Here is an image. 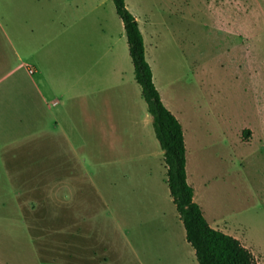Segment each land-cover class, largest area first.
I'll use <instances>...</instances> for the list:
<instances>
[{
  "label": "crops",
  "instance_id": "crops-1",
  "mask_svg": "<svg viewBox=\"0 0 264 264\" xmlns=\"http://www.w3.org/2000/svg\"><path fill=\"white\" fill-rule=\"evenodd\" d=\"M25 14V0H0L1 227L13 221L33 227L38 213L62 211L65 264H198L169 193L163 151L134 76L127 39L123 65L115 47L119 38L95 33L97 39L90 40L80 29L83 17L71 12L51 38L38 42L31 64L11 35L19 44L24 35L15 23ZM173 109L186 148V181L205 218L190 179L184 126ZM237 137L244 142L246 136ZM126 196L130 229L122 244ZM104 213L111 217L107 231ZM159 217L167 218L168 227Z\"/></svg>",
  "mask_w": 264,
  "mask_h": 264
},
{
  "label": "rangeland",
  "instance_id": "rangeland-1",
  "mask_svg": "<svg viewBox=\"0 0 264 264\" xmlns=\"http://www.w3.org/2000/svg\"><path fill=\"white\" fill-rule=\"evenodd\" d=\"M124 1L142 33L154 85L169 110L179 112L190 179L205 218L239 239L264 264V0ZM25 4V16L15 23L24 37L17 44L11 35L26 62L33 63L29 56L38 42L51 38L59 22L75 12L83 17L80 29L90 40L97 34L119 38L115 47L126 65V38L112 0ZM242 134L245 143L238 140ZM124 203L122 244L129 239L127 196ZM63 216L62 211H42L33 227L13 221L3 229L0 223V264H65ZM110 218L104 213L106 231ZM159 219L166 227L170 224L166 217Z\"/></svg>",
  "mask_w": 264,
  "mask_h": 264
},
{
  "label": "trees",
  "instance_id": "trees-1",
  "mask_svg": "<svg viewBox=\"0 0 264 264\" xmlns=\"http://www.w3.org/2000/svg\"><path fill=\"white\" fill-rule=\"evenodd\" d=\"M112 2L123 23L134 76L141 87L152 117L155 137L163 151L169 193L182 221L185 239L193 248L198 264H258L251 251L238 239L210 227L200 206L193 200V188L186 181V148L182 127L163 104L154 85L136 18L124 0Z\"/></svg>",
  "mask_w": 264,
  "mask_h": 264
},
{
  "label": "built area",
  "instance_id": "built-area-1",
  "mask_svg": "<svg viewBox=\"0 0 264 264\" xmlns=\"http://www.w3.org/2000/svg\"><path fill=\"white\" fill-rule=\"evenodd\" d=\"M32 72H33V70H32V69H29V70H28V73H30V74H31Z\"/></svg>",
  "mask_w": 264,
  "mask_h": 264
}]
</instances>
